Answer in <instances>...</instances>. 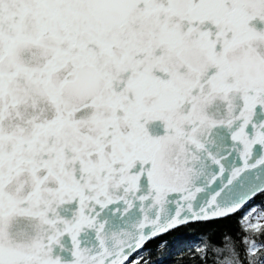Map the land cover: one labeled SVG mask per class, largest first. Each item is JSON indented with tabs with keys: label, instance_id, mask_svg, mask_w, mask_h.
<instances>
[{
	"label": "snow or ice",
	"instance_id": "snow-or-ice-1",
	"mask_svg": "<svg viewBox=\"0 0 264 264\" xmlns=\"http://www.w3.org/2000/svg\"><path fill=\"white\" fill-rule=\"evenodd\" d=\"M0 264H264V0H0Z\"/></svg>",
	"mask_w": 264,
	"mask_h": 264
}]
</instances>
